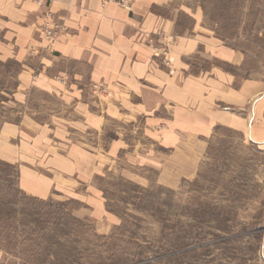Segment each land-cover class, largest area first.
Here are the masks:
<instances>
[{"label": "crops", "instance_id": "0c3cea01", "mask_svg": "<svg viewBox=\"0 0 264 264\" xmlns=\"http://www.w3.org/2000/svg\"><path fill=\"white\" fill-rule=\"evenodd\" d=\"M126 1L0 0V64L15 66L0 161L23 194L71 201L78 217L107 213L111 173L147 185L196 173L222 131L264 154V41L221 37L200 0ZM162 35L175 41L169 68L154 56Z\"/></svg>", "mask_w": 264, "mask_h": 264}, {"label": "rangeland", "instance_id": "374dc122", "mask_svg": "<svg viewBox=\"0 0 264 264\" xmlns=\"http://www.w3.org/2000/svg\"><path fill=\"white\" fill-rule=\"evenodd\" d=\"M198 3L221 37L264 41V0ZM14 69L0 64V124ZM105 196L107 213L78 217L71 201L23 194L0 161V264H264V208L252 203L264 196V154L236 135L222 131L196 173L165 185L111 173Z\"/></svg>", "mask_w": 264, "mask_h": 264}, {"label": "built area", "instance_id": "2783aa9c", "mask_svg": "<svg viewBox=\"0 0 264 264\" xmlns=\"http://www.w3.org/2000/svg\"><path fill=\"white\" fill-rule=\"evenodd\" d=\"M35 2L39 7L44 8L45 0H35ZM109 2H118L121 6L127 9L129 8V4L126 0H101V5L104 6ZM42 15L43 21L40 24V31L44 39L48 43H52L59 35L61 26L53 20L52 13L49 9L45 10ZM161 40L162 43H157L153 47L154 56L160 58V62L169 68L172 65V58L170 57V44L175 41L172 37H167L165 35H162ZM91 90L93 93L106 94V88L101 83H93L91 85Z\"/></svg>", "mask_w": 264, "mask_h": 264}]
</instances>
